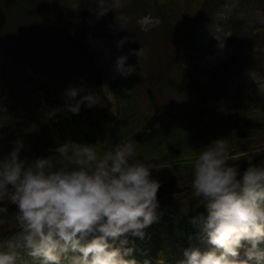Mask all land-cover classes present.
Returning <instances> with one entry per match:
<instances>
[{"label":"trees","instance_id":"obj_1","mask_svg":"<svg viewBox=\"0 0 264 264\" xmlns=\"http://www.w3.org/2000/svg\"><path fill=\"white\" fill-rule=\"evenodd\" d=\"M229 1L124 0L122 8L97 19V0H0V153L9 151L18 136L25 145L21 155L29 158L48 156L49 149L69 139L99 142L98 152L129 141L137 149L138 140L150 126L156 127L160 117L175 119V135L136 150L137 159L155 162L159 170H152V178L161 184L158 220L145 230L143 241L130 237L128 246L134 242L135 247L126 258L136 264H178L183 250L191 247L189 237L196 228L190 219L207 214L191 188L189 161L200 148L223 138L228 152L238 157L230 161L238 171L242 173L249 163L264 166V93L239 77L252 70L264 78V23L250 26L231 11L222 25L231 31L232 50L213 69H200L196 63L198 29L220 20L218 13ZM240 1L264 9V0ZM147 14L160 22L144 30L139 19ZM107 34L126 36L129 52L140 47L149 50L150 61L141 67L144 57L128 59L136 71L123 76L120 84L138 87L136 94L143 93L140 88L146 85L147 104L140 111L144 119L129 135L113 141L123 104L119 99L125 92L112 83L113 96L106 94L87 43L90 35ZM82 82L87 91L101 95L104 107L81 105L79 114L64 111L65 90ZM171 86L193 101L183 107L170 105L167 87ZM135 97L126 99L127 104L132 106ZM108 138V144H100ZM8 211L15 213V205L9 204ZM17 230L11 220L0 225V240ZM25 258H29L26 253Z\"/></svg>","mask_w":264,"mask_h":264},{"label":"clouds","instance_id":"obj_2","mask_svg":"<svg viewBox=\"0 0 264 264\" xmlns=\"http://www.w3.org/2000/svg\"><path fill=\"white\" fill-rule=\"evenodd\" d=\"M123 6L124 0H97L96 18ZM123 43L117 42L118 49ZM129 55L139 61L147 53L140 47L116 57L114 69L124 77L136 71L127 64ZM64 96V111L72 114H79L81 105L104 107L101 95L87 91L83 82ZM96 144L69 139L48 156L29 158L21 155L25 145L18 136L0 153V225L10 220L18 225L0 240V264H18L24 253L31 258L24 264H136L126 258L135 247L128 245L130 237L143 241L158 220L161 184L152 170L159 169L137 159L131 141L103 152ZM237 159L220 138L189 161L193 195L207 213L190 223L210 247L185 248L178 264H264V166L249 163L241 173L230 163ZM9 204L16 207L11 215ZM240 249L246 260L238 259Z\"/></svg>","mask_w":264,"mask_h":264},{"label":"rangeland","instance_id":"obj_3","mask_svg":"<svg viewBox=\"0 0 264 264\" xmlns=\"http://www.w3.org/2000/svg\"><path fill=\"white\" fill-rule=\"evenodd\" d=\"M233 10L237 11L239 17L244 19L246 23L250 26L256 25L258 23H264V9L255 5H248L246 3H242L240 0H230L229 3L222 9V11H220L218 15L220 21L205 24L201 26L196 33L195 54L196 63L200 69H211L216 67L231 50V47L229 45V38L231 32L226 30L221 22L228 19L231 11ZM139 22L142 28L144 30H147L156 26L160 22V20L155 16L145 15L144 17L139 19ZM121 40H123L124 43L122 47L118 49L117 42ZM87 42L94 56L95 64H97L102 79L103 88L106 87L107 89L104 90L107 92L108 95H111V83H115V81H121V79H123L121 78V75L117 74V72L115 71L114 65L116 57L129 53L128 39L126 36L122 35L107 34L101 36H90ZM146 53L147 55L146 57H144L140 65L141 67L150 63L149 50ZM241 78L243 80H246L248 85H250L251 87L257 88L262 93H264L263 77H260L253 71H246L241 75ZM143 87L147 88V86L144 85L142 86V89L140 88L143 93L136 94L140 93L138 87H136V89H132L127 84H120L119 82L115 83V89H121L122 93H125L123 94L122 99H119V102L123 104H121V107H119V110L121 111V114L117 117V122L119 125L117 129L115 128L113 130L112 141L115 140L116 137L118 139H121L129 135V130L133 129L135 125L139 124L144 119V114L140 112L141 110L146 108L147 104L145 95L146 92ZM167 93L169 98L173 99V105H184V99L186 101V104H189V99L187 98V94L184 91L182 92V97L180 91L174 89L171 86L167 87ZM134 96H136L135 98L138 99L132 101L133 105L130 106L129 104H127L126 99H129V102ZM169 102H171V100H169ZM174 121L175 119L173 120L171 118L160 120V122L156 125L155 128L152 129L151 127L147 131V133L140 140H138L139 144L136 150H145L147 147L152 146V144L157 142L159 139L175 135L176 133L173 128ZM2 127L3 124L0 116V134L2 131ZM107 141H109V138L107 139ZM192 239V246L200 248L201 251L209 250L210 246L207 245L206 242L201 240L198 231L193 234ZM238 259H247L244 251L240 252ZM248 264H256V261L250 260L248 261Z\"/></svg>","mask_w":264,"mask_h":264}]
</instances>
